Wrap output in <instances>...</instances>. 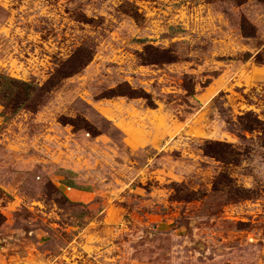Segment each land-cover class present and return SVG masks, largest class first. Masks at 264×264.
Segmentation results:
<instances>
[{"label": "rangeland", "instance_id": "rangeland-1", "mask_svg": "<svg viewBox=\"0 0 264 264\" xmlns=\"http://www.w3.org/2000/svg\"><path fill=\"white\" fill-rule=\"evenodd\" d=\"M79 47L27 108L0 89V264H264V134L239 122L264 121V0H0V74L43 85ZM129 86L156 106L101 97Z\"/></svg>", "mask_w": 264, "mask_h": 264}, {"label": "trees", "instance_id": "trees-1", "mask_svg": "<svg viewBox=\"0 0 264 264\" xmlns=\"http://www.w3.org/2000/svg\"><path fill=\"white\" fill-rule=\"evenodd\" d=\"M145 50H151V53L149 55H153L145 58L147 63H173L178 60L177 56L173 53H170L169 49L166 48L161 49L159 47L153 46L152 44H147L145 46ZM92 57L93 53L91 51L89 52V50L85 49L84 47H79L69 58L62 61L55 69V71L50 75L47 81H45V83L40 86L35 84L34 82H28L13 78L11 76L0 74V89L2 92H5L2 97L7 102L10 99L13 101V103H11L13 104L14 112H17L23 108H27L28 106L26 102L31 98L32 95H34V91L43 90L44 93L50 92L58 85L60 80L74 76L75 74L83 70L92 60ZM129 87V90L127 91L121 90L120 88L113 89L110 92L103 94L101 97H114L120 95H126L133 98L142 97L148 101V104L150 106H156L152 96L145 90H139L131 86ZM186 89L189 96H195L196 93L193 89H191L190 87ZM21 96L23 97V99L20 98ZM239 122L242 130L244 131L254 132L260 129L261 133L264 134V121L261 120L259 116L253 111H246L245 113L241 114L239 116ZM65 123H69L75 128H84L90 131L91 134L97 135L95 134L96 132L91 131L89 123L81 118H69L68 120H65ZM217 145L221 147L220 150L210 152V150L207 149V154L214 156L219 160L225 161L226 159H228L227 155L229 154V151L222 148L228 147L229 144L217 142ZM223 176L229 178L227 174H223ZM240 195L248 197L246 194H242L241 192L238 193V196L242 197ZM186 199H191V197L188 196Z\"/></svg>", "mask_w": 264, "mask_h": 264}, {"label": "built area", "instance_id": "built-area-1", "mask_svg": "<svg viewBox=\"0 0 264 264\" xmlns=\"http://www.w3.org/2000/svg\"><path fill=\"white\" fill-rule=\"evenodd\" d=\"M70 189V188H69Z\"/></svg>", "mask_w": 264, "mask_h": 264}]
</instances>
